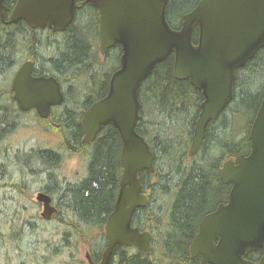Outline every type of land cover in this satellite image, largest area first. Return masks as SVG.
I'll return each mask as SVG.
<instances>
[{
	"label": "trees",
	"instance_id": "1",
	"mask_svg": "<svg viewBox=\"0 0 264 264\" xmlns=\"http://www.w3.org/2000/svg\"><path fill=\"white\" fill-rule=\"evenodd\" d=\"M16 1L7 0L10 12ZM85 1L78 0L75 20L63 33L31 30L24 22L7 26L0 18V168L6 170L11 163L20 173L45 177L39 192L52 198L58 214L44 222H55L64 229L55 249L65 252L72 238H77L99 263L107 247L105 225L119 193L122 142L118 131L107 126L92 143H84L81 119L92 104L107 95L122 49L117 46L100 55L98 11L83 5ZM200 1L168 0L166 16L171 28L180 30L184 15ZM198 36L196 29L195 44ZM25 59L34 62L37 74L53 76L61 85L64 103L53 109L48 127L60 137L61 148L32 149L21 159L17 155L19 162H15L8 156L6 143L14 131L10 129V77ZM173 71L172 55L154 69L140 91L137 132L154 155L155 173L145 171L140 177L148 205L135 212L133 227L152 235L151 254L118 247L109 264H201L200 257L192 259L190 248L202 219L228 202L231 186L222 180L223 165L250 152L249 133L264 98V49L237 71L233 100L220 118L208 125L203 145L192 158L189 150L204 98L189 81L175 79ZM65 152L81 160L82 176H61ZM32 225L28 235L40 234ZM5 228L10 238L14 237L10 219L0 212V247H4ZM42 243L46 242L32 241L26 252L17 245L9 246L17 252V264H50L54 250L48 247L52 243L45 246L48 255L41 254ZM9 246L0 251L6 263ZM76 249L73 244L70 262L63 264H87L75 255ZM263 254L264 250L252 251L246 259L259 264Z\"/></svg>",
	"mask_w": 264,
	"mask_h": 264
},
{
	"label": "water",
	"instance_id": "2",
	"mask_svg": "<svg viewBox=\"0 0 264 264\" xmlns=\"http://www.w3.org/2000/svg\"><path fill=\"white\" fill-rule=\"evenodd\" d=\"M0 0V18L7 26L25 22L31 29L66 31L74 22L78 0H17L11 14ZM83 5L99 13L101 56L120 46V67L110 79L107 95L84 113L83 142L92 143L104 127H114L121 138L123 172L112 214L105 225L107 247L99 263L89 252L88 264H109L118 247H134L150 256L152 235L133 227L137 210L148 205L140 177L154 170V155L137 132L141 119L140 91L154 69L174 57V77L189 81L204 101L189 150L190 158L203 145L206 130L215 123L234 97L237 71L264 49V0H201L184 15L180 30L167 21L168 0H86ZM198 29L197 44L194 32ZM33 64L25 63L13 83L14 100L23 112L36 110L41 119L64 103L54 78H34ZM250 152L226 161L221 171L231 186L226 204L206 215L191 248L201 264H255L246 259L264 250V98L252 124ZM41 217L58 214L52 198L39 193ZM259 264H264V254Z\"/></svg>",
	"mask_w": 264,
	"mask_h": 264
},
{
	"label": "rangeland",
	"instance_id": "3",
	"mask_svg": "<svg viewBox=\"0 0 264 264\" xmlns=\"http://www.w3.org/2000/svg\"><path fill=\"white\" fill-rule=\"evenodd\" d=\"M115 66L113 65L112 68ZM40 121L41 120L37 119L35 113H30L17 121L19 125L18 129L16 127L17 125H14V128H16L6 140L9 148L8 156L11 161L13 159V161L19 162L17 155L28 153L32 149L61 148L60 137L54 132L48 131L50 125L49 120ZM63 154L65 162L61 166V176L67 179H74L82 176L84 165L81 160L78 157H71L67 152ZM1 161L3 162L4 160ZM10 172L12 176H10ZM37 178V176L33 177L29 173H20L11 163L6 170L0 168V212H4L10 219V228L14 234V237L11 235L10 238L7 229H4L5 235H3L1 240V242L4 243V247H0V251L6 250L5 248L9 245H17L26 252L29 249V243L36 239H40L42 242H46L39 246L41 254L48 255V252L45 251V246H49L47 242L52 243V245L48 247H51L50 251L54 250L50 254V258L52 259L50 264L69 263L73 244H77V249L74 250L75 255L79 259H83L87 247L83 243H80L77 238H72L70 241V248L65 250V252H61L60 248L57 250L55 249L56 246H58V242L61 240L64 229L57 226L55 222H44L45 220L41 217L43 206L37 202V196L41 186L45 183L43 182L45 177ZM18 184L22 185L18 186ZM32 223L38 227H35L36 230L40 229V231H38L40 234L38 233L36 236L28 235V232L30 233L29 228L33 227ZM18 232H21V234L15 236ZM10 246L8 249V263L0 257V264H17V252L13 251Z\"/></svg>",
	"mask_w": 264,
	"mask_h": 264
},
{
	"label": "flooded vegetation",
	"instance_id": "4",
	"mask_svg": "<svg viewBox=\"0 0 264 264\" xmlns=\"http://www.w3.org/2000/svg\"><path fill=\"white\" fill-rule=\"evenodd\" d=\"M12 11V10H11ZM10 8H9V12H7V16H9L10 15ZM31 29V28H30ZM31 30H37V29H31ZM40 30H47V31H50V32H53L54 34H56L53 30H50V29H40ZM65 32V31H64ZM58 33H63V32H58ZM27 62H31L32 64H33V73H32V76L34 77V78H39V77H46V78H54V79H56L55 77H53V76H43V75H39V74H37L36 72H35V65H34V62L32 61V60H30V59H25L24 60V62H22V63H20L19 65V67L17 68V69H14V73L13 74H11V77H10V81H11V85H10V88H11V92H12V100H13V102H11L10 101V129H12V130H14L16 127H17V129H18V127H19V125L17 124V121L19 120V119H22V117H24L25 115H27V114H30V113H35L36 114V116H37V119H39V120H41V121H46V120H49V118H47V119H41L39 116H38V113H37V111L36 110H31V111H29V112H23V111H21L20 110V108H19V105H18V103L14 100V93H13V83H14V80H15V77H16V75H17V73L19 72V70L21 69V67L25 64V63H27ZM57 80V79H56ZM58 81V80H57ZM59 82V81H58ZM60 107V106H59ZM59 107H54V108H52V110H51V114H52V111H53V109H56V108H59ZM51 116V115H50ZM17 125L15 128H14V125ZM19 157H20V159H21V156H23V153H21V154H19L18 155ZM20 184H18V186H19ZM40 193V192H39Z\"/></svg>",
	"mask_w": 264,
	"mask_h": 264
}]
</instances>
